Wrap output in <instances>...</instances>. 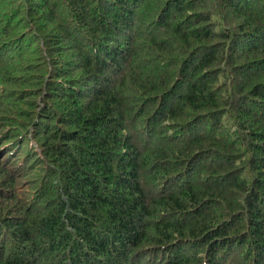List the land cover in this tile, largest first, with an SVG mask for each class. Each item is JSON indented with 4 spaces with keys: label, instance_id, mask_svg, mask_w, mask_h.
Returning <instances> with one entry per match:
<instances>
[{
    "label": "trees",
    "instance_id": "16d2710c",
    "mask_svg": "<svg viewBox=\"0 0 264 264\" xmlns=\"http://www.w3.org/2000/svg\"><path fill=\"white\" fill-rule=\"evenodd\" d=\"M0 264H264V0H0Z\"/></svg>",
    "mask_w": 264,
    "mask_h": 264
},
{
    "label": "bare ground",
    "instance_id": "6f19581e",
    "mask_svg": "<svg viewBox=\"0 0 264 264\" xmlns=\"http://www.w3.org/2000/svg\"><path fill=\"white\" fill-rule=\"evenodd\" d=\"M17 70V69H16Z\"/></svg>",
    "mask_w": 264,
    "mask_h": 264
}]
</instances>
